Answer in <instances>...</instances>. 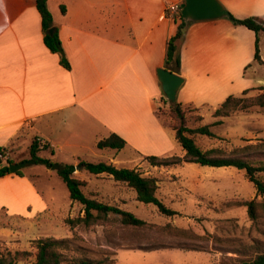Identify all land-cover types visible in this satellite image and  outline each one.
Masks as SVG:
<instances>
[{"label":"crops","instance_id":"0c3cea01","mask_svg":"<svg viewBox=\"0 0 264 264\" xmlns=\"http://www.w3.org/2000/svg\"><path fill=\"white\" fill-rule=\"evenodd\" d=\"M219 1L238 19L264 13L246 0ZM184 2L48 0L68 70L44 43L36 0H0V147L10 150L8 157L26 160L37 138L71 158L61 163H75L112 134L126 141L124 149H111L117 152L182 156L175 131L157 115L165 104L157 69L165 67L167 42L181 24V10L167 8ZM255 41L254 32L227 18L187 23L177 101L217 110L229 96L253 88L245 75L258 71ZM71 203L55 217L29 175L0 179V221L42 217L53 228L68 217Z\"/></svg>","mask_w":264,"mask_h":264},{"label":"rangeland","instance_id":"374dc122","mask_svg":"<svg viewBox=\"0 0 264 264\" xmlns=\"http://www.w3.org/2000/svg\"><path fill=\"white\" fill-rule=\"evenodd\" d=\"M246 1L264 11V0ZM261 15L253 17L264 25V13ZM260 46L264 56V34ZM254 66L258 71L254 73L252 68H247L245 75L253 86L248 96H257L261 93L258 88L264 86L262 82L258 84L264 68L256 63ZM169 106L170 103L165 102L157 112L166 126L171 123ZM215 111L207 107L187 114L190 128L210 125L215 135H195L201 149H221L228 154L248 145H264V109L239 110L224 118L215 117ZM218 121L220 123L215 124ZM26 155L29 160V150ZM82 155L85 157L83 161L116 164L119 168L136 169L144 177L156 178L159 184L157 196L178 215H162L155 205L139 202L136 192L126 184L116 182L106 174L92 175L82 167L77 169L82 159L75 163L71 160L65 163L76 165L74 176L86 183L82 190L89 198L131 212L148 223V227L141 228L125 226L111 215L90 227H71L66 220L82 216V205L70 199L58 169L36 163L22 172L30 176L45 202H51L55 217H61L66 204L72 202L70 213L62 224L60 222L53 228L42 217L32 222L23 218L11 222L2 217L0 258H6L9 264H34L36 243L47 237L73 241L64 251L68 264L81 260L92 264H241L264 252V217L258 222L251 221L247 207L241 205L256 197V189L244 171L186 163L155 167L135 152L100 151L96 146L85 150ZM19 156L15 154L12 160L22 161ZM38 156L54 164L71 159L47 149ZM49 231L53 233L46 234Z\"/></svg>","mask_w":264,"mask_h":264},{"label":"trees","instance_id":"16d2710c","mask_svg":"<svg viewBox=\"0 0 264 264\" xmlns=\"http://www.w3.org/2000/svg\"><path fill=\"white\" fill-rule=\"evenodd\" d=\"M36 7L42 18V27L44 32V43L47 48L58 54L61 65L66 69H71L69 60L65 54L62 42L59 37L58 27L55 26L53 16L48 9V0H36ZM65 12V8H62ZM230 20L234 25L244 26L256 35L254 61L264 67V61L261 57L260 35L264 34V25L260 23L256 17H247L238 19L231 14ZM186 26L178 27V31L170 37L167 42V56L165 67L167 70L180 74L181 70V50L180 44L184 40ZM54 31L50 33V30ZM261 93L257 96H248L251 89L243 92L242 96H229L215 111V117H229L239 110H249L253 107L264 109V86L258 88ZM163 100L169 104L163 95ZM187 105V107L178 101L170 104L168 116L171 120L170 127L175 131L176 139L183 149L182 156L173 155L166 157L148 156L146 160L150 165L155 167H169L182 164H197L200 166L222 168L232 167L240 171H244L247 179L256 189V197L250 201L241 203L247 207L248 216L251 221L258 222L264 217V145H248L242 149L225 153L221 149H210L204 151L201 149L196 140L195 135H204L214 137L210 125L190 128L187 122V114L190 111L200 110L197 107ZM160 111L158 108L157 112ZM158 115V114H157ZM160 118V116L158 115ZM220 123L219 121L215 124ZM126 146V141L116 134H112L106 139L97 143L98 149H115L122 150ZM51 150L50 146L41 143L35 138L29 147V160H35L37 164L45 165L52 168L54 163L47 158H41L38 153L42 150ZM53 152V150H51ZM10 150L0 147V179L11 175L10 166L19 162L8 157ZM7 157L5 160L4 158ZM26 160H22L23 162ZM61 169L58 170L62 181L65 183L70 199L77 202L83 207V215L75 219L68 218L66 223L71 227L83 225L90 227L97 223L108 219L111 215L118 218L122 225L141 228L148 227V223L137 218L133 213L120 209L119 207L105 204L97 199L89 198L84 192L83 187L86 183L74 176L76 165L60 164ZM85 171L92 175L106 174L111 176L116 182L124 183L133 189L137 194V200L147 205H155L158 211L167 217L178 215V212L167 207L157 196L159 189L158 180L153 177H144L136 169L118 168L113 164L105 162L92 163L80 160L79 164ZM17 176L23 177L22 170L18 171ZM73 241L70 239H56L47 237L39 239L36 243L37 254L34 264H68L64 251L69 248V244ZM0 264H9L6 258H0ZM74 264V263H69ZM75 264H92L88 260L77 261ZM241 264H264V252L257 253L250 261H244Z\"/></svg>","mask_w":264,"mask_h":264},{"label":"water","instance_id":"95a60500","mask_svg":"<svg viewBox=\"0 0 264 264\" xmlns=\"http://www.w3.org/2000/svg\"><path fill=\"white\" fill-rule=\"evenodd\" d=\"M181 24L184 27L189 22H204L220 19H230L231 13L224 7L219 0H185L181 5ZM54 30L51 29L50 33ZM157 79L161 86L164 97L170 104L177 102V97L185 80L178 74H175L162 67L157 69ZM264 84V80H261ZM36 164L35 160H26L10 166V173L16 174L29 165ZM54 169H61V165L54 164ZM81 168L80 166L77 169Z\"/></svg>","mask_w":264,"mask_h":264},{"label":"built area","instance_id":"2783aa9c","mask_svg":"<svg viewBox=\"0 0 264 264\" xmlns=\"http://www.w3.org/2000/svg\"><path fill=\"white\" fill-rule=\"evenodd\" d=\"M181 10L180 6L179 5H170L168 6L167 8V11L168 12H171V13H177ZM5 160L7 159V157L4 158Z\"/></svg>","mask_w":264,"mask_h":264}]
</instances>
